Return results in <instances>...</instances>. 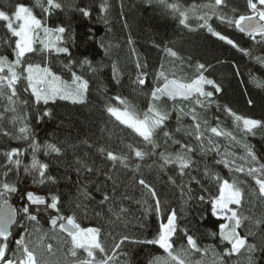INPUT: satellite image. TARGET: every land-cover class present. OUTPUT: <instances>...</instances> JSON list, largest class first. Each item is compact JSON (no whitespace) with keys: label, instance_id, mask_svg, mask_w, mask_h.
<instances>
[{"label":"trees","instance_id":"1","mask_svg":"<svg viewBox=\"0 0 264 264\" xmlns=\"http://www.w3.org/2000/svg\"><path fill=\"white\" fill-rule=\"evenodd\" d=\"M19 2L32 6L35 0H0V9L10 12L12 6ZM63 2L68 7L63 12L56 13L53 18H49V24L51 25L54 19L56 23L70 25L76 37L71 49V58L80 60L87 56L93 61V66L97 67L98 71L93 74L87 72L86 69H80L79 65L73 69L78 74H84L89 80V103L86 105H72L66 101H57L55 105L50 103L47 107L53 109V116L38 121L37 116L41 115L45 106L43 104L34 105L29 100V107L24 110V113L29 118L28 123L38 142L41 145L46 142L55 143L62 148L61 154L45 155L43 149L37 153L42 162L49 164L48 174L55 176L57 183L54 185L34 183L32 177L23 172V167L31 162V151H24L21 156V168L16 174L10 173L7 178L9 182L17 183L19 189L17 193L8 197L10 203L16 208L25 204L26 199H21V196L25 193L22 188L26 186L38 188L41 195H46L49 190L59 194L63 201L61 211L64 215L72 214L75 210V202H82L87 206L88 213L85 215L78 211L77 222L82 228L101 227L103 230L101 240L108 254L112 255L114 244L122 236L151 239L158 227L155 214L146 215L145 213V209L152 201L147 196L146 190L136 183L137 180L143 178L161 193L162 200L168 201L172 207L177 209L178 214L182 216L180 226H189L191 234L199 238L202 248L215 247L218 254L222 253L225 245L221 244L218 238L208 235L210 231L216 230V217L207 212L209 205L198 199L200 195H204L207 200L209 195L216 194L215 184L203 176L204 167L209 166L224 178L231 179L235 176L245 182L246 191L250 195L245 197L244 214L258 218L264 216V201L251 194L255 187L251 178L246 177L245 174H234L223 164L215 163L221 159V155H217L215 151L203 155L197 148L193 155L196 166L192 174L197 175L201 184L195 182L191 184L192 199L188 200L187 195L182 199L179 188L168 182V177L172 176L177 179V184L181 183L178 170L172 165L162 171L159 170L157 156L145 158L143 161H137L133 157V162L141 165L139 172L134 170V163L129 168H124L119 164L113 166L99 151L100 148L118 154H127V145H140L142 138L107 113L105 102L110 101L114 106H120L113 99L119 95L134 104L138 111L143 112L149 102L148 94L151 89L162 83L156 79V73L161 70V66L170 78L175 76V78L188 80L195 75V63L202 62L213 65L205 74L215 79L224 89L222 93L216 94L217 103L231 107L237 114L264 119V87L257 86L253 81V77L257 80H264V66L258 64L254 58L264 55V46L252 41L246 34L240 33L234 27L221 24L215 18L213 26L237 41L242 48L251 49L253 57L219 41L206 30L197 29L195 32H190L179 24L178 19L166 13L156 0H106L108 4L106 12H101L99 8L105 0H63ZM179 2L184 6H189L193 3H207L208 0H179ZM81 7H87L91 11L90 18H85L80 14L77 9ZM232 8L242 13L245 12V0H228V8L224 11L231 15ZM34 11L38 17H41L39 8H34ZM105 18L107 23L104 22ZM190 23L195 27V18H190ZM9 38L10 34L7 33L4 22L0 21V40ZM129 38H131V43H129ZM11 39L14 40V38ZM166 48L176 51L178 57L170 56ZM105 49L108 50L107 55ZM0 54H7L3 43H0ZM189 57L192 58L191 61ZM137 58L147 65L146 71L149 73L147 83L143 87L133 84L138 74L135 68ZM28 60L34 63L42 62L38 55L29 56ZM67 60L68 58L63 55L53 56L49 58V66L65 80H70V73L62 66L67 63ZM113 62L117 65L120 84L113 79ZM236 68H239V75L236 74ZM209 90H211L210 87ZM18 92L21 94V99H29V94L23 92V85L18 86ZM248 99L253 100L252 105L247 103ZM5 105L6 101L0 98V113L4 111ZM161 106L171 113L165 130L173 133V139L197 147L194 137L187 136L183 130L189 128L191 117L184 116L179 111L181 108L188 111L192 105L186 101L181 102L179 99L173 102L163 98ZM197 111L209 121L211 126L218 124L221 129L232 131L236 135L239 143L230 142L227 137L214 138V142L220 146L221 153L229 151L236 157L244 156L243 144L247 143L254 146L258 155H264V134L261 132L258 131L254 136L244 135L236 129L232 118L222 110V107L217 109L213 105L207 110L197 107ZM6 115L7 119L0 118V178L3 176L6 163L3 153L11 147H19L22 151L28 148L27 141L12 139L2 134L5 130L16 134L21 126L17 124L14 127L11 114ZM216 117H219L218 121ZM177 127H180L182 131L176 133ZM157 142L160 144L157 152L179 150V146L171 141L165 144L162 133H158ZM69 145L74 147H69ZM77 158L86 161L99 171H94L92 174L81 173L78 176ZM105 173L113 177L116 192L111 202L100 205L102 192L106 190L111 195L113 188V181L107 180ZM184 179L186 181L187 177ZM98 185L101 186V191L96 190ZM78 187H86L92 199L80 196L78 201ZM185 200H187L186 204ZM110 208L116 212H119L120 208L125 209V212L120 214L119 221H116L115 216L109 211ZM96 213H100V216ZM51 215L53 214L41 213L38 222H29L23 215L19 216L17 224L12 229V239L17 238L18 233L23 234L24 228L29 231L38 228L41 233H48L51 236L48 224ZM201 216H204L208 222L200 221ZM241 231L242 234L246 231L256 233L255 237H250V242L258 246L256 264H264V250H261L264 249V228L247 224ZM182 237L183 234L179 233L174 238L175 247L179 248L185 244ZM67 239V234L60 232L57 228L55 237L46 242L53 243L54 250H58L57 257L59 258L67 247L65 243ZM10 248H15L14 242L10 243ZM85 255L82 250L78 252L81 259ZM160 255H164L163 250L156 245L125 243L121 249L117 250L113 264H150L156 256ZM100 258L102 254L97 255V259ZM191 259L193 264L197 260H201L203 264H213L214 257L211 251L206 256L203 253L193 252ZM227 264H247L246 253L242 252L227 258Z\"/></svg>","mask_w":264,"mask_h":264},{"label":"snow or ice","instance_id":"2","mask_svg":"<svg viewBox=\"0 0 264 264\" xmlns=\"http://www.w3.org/2000/svg\"><path fill=\"white\" fill-rule=\"evenodd\" d=\"M161 8L178 19L180 25L195 32L197 29L206 30L211 36L219 41L225 42L232 48L237 49L243 54L253 57L251 49L242 48L237 41L228 35L218 31L213 26L214 18L221 24L234 27L240 33L246 34L252 41H256L264 46V0H245V12H239L236 8L231 9V15L224 10L228 8V0H208L207 3H193L189 6L182 5L179 0H156ZM68 6L63 0H35L34 5L29 6L23 2L15 3L11 11L0 9V21L4 22L7 33L10 38L0 40L5 46L7 54H0V98L6 101L4 111L0 113V118L7 119L6 114H11L13 126L21 125L16 134L3 131V135L12 139L28 142V148L23 151L19 147H11L3 153L6 161L4 172L0 178V264H113L116 259L117 250L121 249L125 243L156 245L163 250L164 255L156 256L150 264H193L191 253H203L207 255L209 251L213 253V264H227V258L239 255L242 252L247 255V264H256V253L258 246L250 242V237H255L256 233L246 231L242 234V229L247 224H252L258 228H264V216L254 218L244 214L245 197L250 195L247 184L240 181L235 176L231 179L224 178L214 172L209 166L205 165L203 176L213 182L216 187V194L209 195L207 200L204 195L199 196L200 202L209 205L207 212L216 217L215 231H210L208 235L218 238L221 244H224L222 253H217L216 248H202L199 238L191 234L189 226L181 227L182 216L178 214L176 208L172 207L168 201L161 199V193L145 179L140 178L136 183L146 190L152 203L145 209L147 214H155L158 227L151 239H136L128 235L122 236L112 248V255H109L101 240V227L82 228L77 222V212L88 213V208L82 202L74 203V211L70 215L62 214L63 201L59 194L49 190L46 195H40L32 191H26L21 199H26L27 203L19 208L12 206L8 197L19 191L17 183L9 182V174H16L21 168V156L24 151H31V162L23 167V172L30 175L34 183L40 185L56 184V177L49 175V164L42 162L37 153L43 149L45 155L52 153L61 154L62 148L55 143H44L41 145L29 123L28 116L24 110L29 107V100L34 105L43 104L45 107L37 120L53 116V109L47 107L50 103L55 105L57 101H66L72 105H86L89 103V80L84 74H78L73 70L79 65L80 69H86L87 72L95 74L97 67L93 66V61L87 56L80 60L72 59V45L75 43V34L72 33L70 25L65 23H53L50 25L48 20L53 18L58 12H63ZM34 8H39L41 17H38ZM101 12L108 10V4L105 0L100 6ZM85 18H90L92 13L87 7L77 9ZM190 18H195L196 25L192 26ZM107 23V19H104ZM11 38H14L11 39ZM131 43V38H129ZM103 47V44H101ZM172 57H178L176 51L171 48L165 49ZM134 51V50H133ZM105 54L108 50L105 49ZM39 56L41 63L29 62V56ZM65 56L67 63L62 66L70 73V80H65L58 75L53 68L49 66L50 57ZM258 64L264 66V55L255 56ZM191 61V57L188 58ZM49 61V62H45ZM195 75L193 78L183 80L169 77L163 70L156 73V79L162 81L153 87L148 94L150 96L146 109L143 112L137 110L136 106L130 103L126 98L119 95L113 99L120 106H114L110 101L105 102V111L115 117L117 121L131 129L138 137L142 138V144H128L127 154H118L111 150L100 148L99 151L105 155L107 161L113 166L117 164L124 168L133 165L132 158L137 161H143L145 158L157 156L159 170H164L169 165L178 170V178L181 183L177 184V179L168 177V182L179 188L181 198L187 195L188 200L192 199L191 184H201V180L192 172L196 166L193 155L197 148L199 152L206 155L215 151L221 155V159L215 163L223 164L229 171L245 174L254 182V194L259 200L264 201V155H258L254 146L243 144L245 155L236 157L234 153L224 151L221 153L220 146L214 142L215 137H227L230 142L239 143L236 135L232 131H226L216 126H211L209 121L201 116L197 107L201 110H207L215 105L217 109L227 113L233 120L237 130L244 135H256L257 132L264 134V119H257L250 116L237 114L227 105L221 106L217 103L215 96L223 92V87L215 79L209 78L207 73L213 65L202 62H196ZM137 76L133 81L134 85L143 87L146 85L149 73L146 71L147 65L142 63L139 58L135 61ZM239 75V68L235 69ZM113 79L120 84L119 72L115 62L112 64ZM253 81L259 87H264V80ZM23 85V92L29 94V99H21L18 92V86ZM209 87L211 90H209ZM163 98L173 102L178 99L181 102H189L192 106L188 111L181 108L179 111L184 116L191 117V124L188 129H183L189 137H194L197 147L188 143H181L180 140L173 139V133L165 130L171 113L161 106ZM249 105L253 104L252 99H248ZM179 120L180 117L178 116ZM217 121L219 117H216ZM182 129L177 127L176 133ZM158 133H162L164 143L171 141L179 146L175 152L160 151V144L157 142ZM69 147H74L69 145ZM239 160V163H238ZM76 172L92 174L99 171L90 166L86 161L77 158ZM151 167V166H150ZM141 165L134 163V170L139 172ZM106 179L113 181L112 194L108 191L102 192L100 205L105 202H111L116 192L115 181L111 175L105 173ZM185 177L187 180L185 181ZM71 179V177H67ZM203 187V185H201ZM97 191H101V186H97ZM206 190V189H205ZM78 197L92 199L91 194L86 187H78ZM187 203V200L184 201ZM49 211L55 213L48 219L50 231L41 233V230L34 228L29 231L24 228L23 234H17V238L12 239V228L17 224L18 217H23L29 222H38L41 213L47 214ZM110 212L115 216L116 221L120 220V214L125 209L120 208L119 212L110 208ZM100 216V213H96ZM200 221L207 223L204 216ZM143 227V225H141ZM66 233V249L63 255L57 257V251L54 245L46 240L53 239L56 235V229ZM179 233L183 234L185 244L181 247H175V239ZM15 244V248H10V243ZM83 251L86 255L83 259L78 256V252ZM264 250V249H261ZM11 252V255H9ZM102 254V258L97 259V255ZM195 264H203L201 260L195 261Z\"/></svg>","mask_w":264,"mask_h":264},{"label":"rangeland","instance_id":"3","mask_svg":"<svg viewBox=\"0 0 264 264\" xmlns=\"http://www.w3.org/2000/svg\"><path fill=\"white\" fill-rule=\"evenodd\" d=\"M114 118H115V117H114ZM22 189L24 190V192H26V191H32V192H35V193L41 195V191H40L38 188H35V187H32V186H26V187H23ZM26 203H27V201L25 202V204H26ZM47 214H48V215H49V214H53V215H54L55 213L52 212V211H49ZM9 255H11V253H10Z\"/></svg>","mask_w":264,"mask_h":264},{"label":"water","instance_id":"4","mask_svg":"<svg viewBox=\"0 0 264 264\" xmlns=\"http://www.w3.org/2000/svg\"><path fill=\"white\" fill-rule=\"evenodd\" d=\"M10 202V201H9ZM11 204V203H10ZM12 205V204H11ZM13 206V205H12ZM14 227V226H13ZM13 229V228H12Z\"/></svg>","mask_w":264,"mask_h":264}]
</instances>
